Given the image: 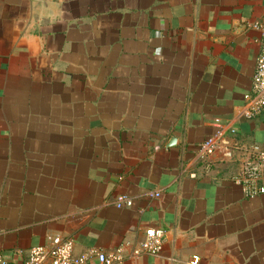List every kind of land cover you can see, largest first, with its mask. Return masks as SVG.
I'll list each match as a JSON object with an SVG mask.
<instances>
[{"label":"crops","instance_id":"0c3cea01","mask_svg":"<svg viewBox=\"0 0 264 264\" xmlns=\"http://www.w3.org/2000/svg\"><path fill=\"white\" fill-rule=\"evenodd\" d=\"M263 26L264 0H0L8 263L56 233L111 251L155 226L161 251L121 264H264V193L235 181L264 148L246 97Z\"/></svg>","mask_w":264,"mask_h":264},{"label":"built area","instance_id":"2783aa9c","mask_svg":"<svg viewBox=\"0 0 264 264\" xmlns=\"http://www.w3.org/2000/svg\"><path fill=\"white\" fill-rule=\"evenodd\" d=\"M246 97L250 101L251 113H258L264 109V26L252 88L247 92ZM228 142V138L219 130L203 141L199 150L200 157L208 159ZM248 151L242 159L240 171L235 175V181L243 186L247 195L253 196L264 193V148L259 144H253ZM155 193L159 192L155 191ZM125 203L130 204L131 199L127 195H120L117 205L122 206ZM165 232L162 227L148 226L138 242L126 240L111 251L92 248L81 253L74 252V237L56 233L49 236L47 243L31 246L24 264H121L130 254H158L165 240ZM91 256H95L97 261L91 262ZM199 259L200 256L194 254L191 263L198 264ZM0 264H9L2 254H0Z\"/></svg>","mask_w":264,"mask_h":264},{"label":"water","instance_id":"95a60500","mask_svg":"<svg viewBox=\"0 0 264 264\" xmlns=\"http://www.w3.org/2000/svg\"><path fill=\"white\" fill-rule=\"evenodd\" d=\"M173 141V140H172Z\"/></svg>","mask_w":264,"mask_h":264}]
</instances>
